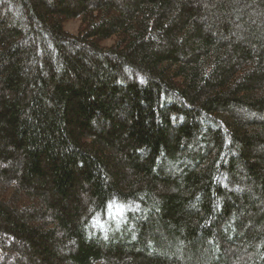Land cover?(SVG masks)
I'll return each instance as SVG.
<instances>
[{"label": "trees", "instance_id": "trees-1", "mask_svg": "<svg viewBox=\"0 0 264 264\" xmlns=\"http://www.w3.org/2000/svg\"><path fill=\"white\" fill-rule=\"evenodd\" d=\"M0 264H264V0H0Z\"/></svg>", "mask_w": 264, "mask_h": 264}, {"label": "rangeland", "instance_id": "rangeland-1", "mask_svg": "<svg viewBox=\"0 0 264 264\" xmlns=\"http://www.w3.org/2000/svg\"><path fill=\"white\" fill-rule=\"evenodd\" d=\"M78 24H79V21L76 19L68 20L65 22L64 28L69 32L75 33L77 31ZM104 43L108 44L110 43V40H107Z\"/></svg>", "mask_w": 264, "mask_h": 264}]
</instances>
